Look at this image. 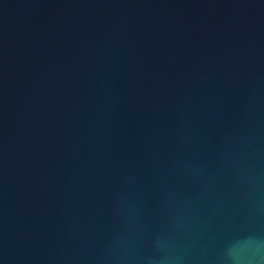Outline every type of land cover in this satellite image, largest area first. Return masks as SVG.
Segmentation results:
<instances>
[{
	"label": "water",
	"instance_id": "1",
	"mask_svg": "<svg viewBox=\"0 0 264 264\" xmlns=\"http://www.w3.org/2000/svg\"><path fill=\"white\" fill-rule=\"evenodd\" d=\"M0 264H264V0H0Z\"/></svg>",
	"mask_w": 264,
	"mask_h": 264
}]
</instances>
